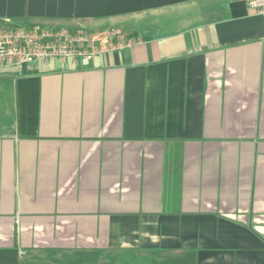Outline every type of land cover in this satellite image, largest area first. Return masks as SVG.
<instances>
[{
  "label": "crops",
  "instance_id": "obj_1",
  "mask_svg": "<svg viewBox=\"0 0 264 264\" xmlns=\"http://www.w3.org/2000/svg\"><path fill=\"white\" fill-rule=\"evenodd\" d=\"M249 1L0 0V31L88 30L102 48L0 70V264H264ZM111 30L133 43L109 50Z\"/></svg>",
  "mask_w": 264,
  "mask_h": 264
},
{
  "label": "built area",
  "instance_id": "obj_2",
  "mask_svg": "<svg viewBox=\"0 0 264 264\" xmlns=\"http://www.w3.org/2000/svg\"><path fill=\"white\" fill-rule=\"evenodd\" d=\"M253 12L264 13V0H250ZM110 49L121 48L133 43L121 39L118 31L111 30ZM117 39L116 42H113ZM102 48L95 35L88 30L54 28L42 25L15 26L0 31V70L7 67L21 68L36 61L91 60Z\"/></svg>",
  "mask_w": 264,
  "mask_h": 264
},
{
  "label": "rangeland",
  "instance_id": "obj_3",
  "mask_svg": "<svg viewBox=\"0 0 264 264\" xmlns=\"http://www.w3.org/2000/svg\"><path fill=\"white\" fill-rule=\"evenodd\" d=\"M122 257L118 258V260L120 259L121 260ZM116 263H117V259H116Z\"/></svg>",
  "mask_w": 264,
  "mask_h": 264
}]
</instances>
